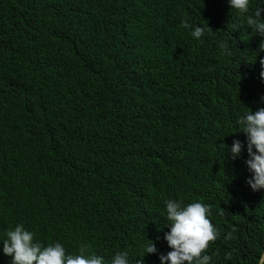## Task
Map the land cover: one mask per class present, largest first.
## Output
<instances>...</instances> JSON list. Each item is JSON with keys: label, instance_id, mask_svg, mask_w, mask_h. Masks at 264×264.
Segmentation results:
<instances>
[{"label": "trees", "instance_id": "16d2710c", "mask_svg": "<svg viewBox=\"0 0 264 264\" xmlns=\"http://www.w3.org/2000/svg\"><path fill=\"white\" fill-rule=\"evenodd\" d=\"M258 6L0 0V240L20 223L42 244L78 250L90 238L108 257L143 256L149 239L157 251L144 256L160 263L170 250L164 202L200 201L201 186L235 165L228 149L245 142L238 118L264 107V38L245 21ZM182 21L207 30L197 40ZM239 155L224 182L242 174L246 146ZM121 168L135 169L133 180L109 185ZM155 187L150 207L140 198ZM219 222L224 238L231 221ZM260 251L264 242L242 246L243 263ZM226 260L220 249L210 264Z\"/></svg>", "mask_w": 264, "mask_h": 264}, {"label": "clouds", "instance_id": "9594fccd", "mask_svg": "<svg viewBox=\"0 0 264 264\" xmlns=\"http://www.w3.org/2000/svg\"><path fill=\"white\" fill-rule=\"evenodd\" d=\"M231 9L241 14L249 12L250 0H227ZM264 7H256L250 15H245L246 25L254 34L264 38ZM238 24L241 23L236 19ZM182 27L191 29L190 35L199 40L206 32V27L182 21ZM249 35V34H248ZM264 51V39L259 44ZM259 76L264 80V57L260 58ZM264 102V94L260 96ZM236 123L240 132L245 134V142L234 139L228 151L235 165L225 167L223 179L206 182L201 186L197 198L185 204L180 199H168L165 203L167 231L163 239L170 249L157 257L158 263L145 254L156 253L152 240L144 245L143 256H136L131 251L120 249L108 257L96 253V243L88 238L78 250L63 246L60 242L42 244L34 240V233L17 223L7 230L0 247V259L4 264H210L215 260L220 249L227 256L228 264L243 263L240 249L242 246H259L264 242V107L254 111H245ZM246 146V166L242 174L227 180L226 175L237 170L244 156H240ZM135 169L121 168L118 176L111 178V186H126L134 176ZM178 190L174 188L167 193ZM202 190H205L202 195ZM183 191V190H181ZM132 192V191H131ZM184 192V191H183ZM152 195L141 197L150 207L157 205L161 198L159 188L151 191ZM165 195L163 198L166 199ZM162 200V201H163ZM219 220H229V232L223 238L219 233ZM215 264H219L218 261ZM255 264H264V251H260Z\"/></svg>", "mask_w": 264, "mask_h": 264}, {"label": "bare ground", "instance_id": "6f19581e", "mask_svg": "<svg viewBox=\"0 0 264 264\" xmlns=\"http://www.w3.org/2000/svg\"><path fill=\"white\" fill-rule=\"evenodd\" d=\"M244 27V26H243Z\"/></svg>", "mask_w": 264, "mask_h": 264}]
</instances>
